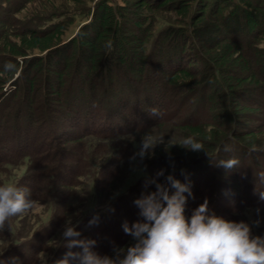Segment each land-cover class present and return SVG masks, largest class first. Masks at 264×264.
<instances>
[{"label":"trees","instance_id":"trees-1","mask_svg":"<svg viewBox=\"0 0 264 264\" xmlns=\"http://www.w3.org/2000/svg\"><path fill=\"white\" fill-rule=\"evenodd\" d=\"M13 1L17 3L15 7H10L11 4L10 6L4 5V2L10 3L11 0H0V7L4 15L0 19V27L8 24L11 14L20 11L28 2V0ZM242 1L127 0L128 3L123 6L119 4L114 6L109 4V0H99L93 9L91 20L79 28L72 41L61 42L59 43L61 45L49 51L45 50L42 55L30 58L20 59L19 56H15V58L7 60L3 56L1 57L0 64H3L4 67L0 68V75H12L18 68L22 71L17 79L18 82L12 85L10 93L11 97L18 99L19 104L23 105L24 103L26 107H29L27 116L24 117L26 125L31 123L33 126H39L41 123L47 124L52 121L55 122L52 128L57 132L64 124L56 125L55 119L69 102L78 103V106L73 109L76 114H66L67 118L70 117L73 122H76L77 119L78 123L84 119V115L91 113V119L81 122L82 135L77 136L79 134L75 133L64 141L65 144H59L55 140L47 138L48 145L46 142L45 145L39 143L38 152L34 155L29 154L28 170L31 172L28 177L31 174V180L34 179L33 189L35 188L33 194H31L32 189L30 190L29 200L47 201L54 207L51 222L47 226L39 227L35 232L36 235L46 234L55 228V219L59 212L56 204L61 210L63 209V212L70 211L69 206H73L74 203L69 202L71 205L62 204L65 202L63 198L66 194L69 196V194H73L71 192L78 191V188L82 186L79 178L90 177L96 182L104 180L106 172L103 170L109 169L107 175L113 173L114 176L111 180L113 181L119 175L124 176L139 166L143 176L135 185L140 190L138 196L132 200L131 193L135 188L133 186L120 197L119 205H128L129 207L126 208L127 214H125L128 218L123 215H120L122 218H114L113 211L116 210L114 205L117 203V199L110 202L105 208L90 211L83 218L86 221L85 224L93 220L101 221L100 225L96 224L92 231L103 236L101 243L104 247L109 244L111 250H114L124 246L128 237H133L145 226L157 227L160 225L159 242L153 245V253L156 258L144 255L139 264H217L219 260V264H228L231 261H235L236 264H255L252 256L242 252L240 247L231 244L227 235L226 237L223 234L217 235L215 228L223 229L224 227L225 229L227 225L222 221V218L217 216L219 214L217 209L214 212L215 203L211 202L214 198L210 197V194L205 195V201L202 202L201 199L196 202L188 213L183 210L185 208L183 202L178 201L175 204L176 199L172 202L169 198L168 185L182 184L177 188L180 192L187 179L184 182L182 180L190 171L188 164L194 168L199 164V161L184 158L183 163L186 161L189 163L177 167L172 164L167 166L165 160L159 158L160 156L150 155L152 152L150 146H145L134 139L141 132V128L122 132L124 127L120 126V124H127L128 116L134 117V114L137 116L134 111H137L140 102H143L141 97L143 100H153L154 105L152 103L153 107H151L153 109L156 104L157 107L162 106V92H170L173 98H177L184 88L185 93L191 90L192 95H201L198 100H206L205 102L209 103V96L206 94L208 91H215L219 88L226 96L225 105H227L230 124L215 136L207 134L210 138L209 146L205 152H201V156H206L204 164L228 166L227 169L233 172L240 164L228 154L229 149L238 150L243 147L239 145L241 144L239 141L251 142L253 138L257 150L253 151L251 160L258 161L260 166L262 163V167H264V125L251 127L252 122L259 120L256 116L246 112L236 115L230 108L231 95L235 105L236 102L244 105L257 103V106L264 107V63L261 62L255 67L254 72L249 71L250 67L247 70L246 66H242L240 69H245L246 74L241 75L243 77L240 80L238 76L227 75L232 71L233 74L239 73V69L232 62V71L227 72V65L223 66L218 61V51L223 43L229 44L233 51H238L242 47L239 55H243L247 60L264 53V49H261L259 44L263 40L261 36L264 35V0H246V4H243ZM226 8L228 9L224 13L223 10ZM132 9L135 10V13L141 11L140 15L138 14L139 17L133 19L131 11H129ZM160 13H175L177 17L181 18V27L168 26L152 35L153 23L151 21ZM144 19L147 20L145 23H143ZM42 22V20L36 19L28 23L30 26L26 33H29L30 39L33 41L42 40L47 34L54 31H47L49 27L43 26ZM250 24L255 25L254 31ZM150 27H152L151 30ZM242 39L244 40L242 41ZM123 40H126L132 49L134 47L135 54H132L136 57L133 60L134 64H129L124 58ZM157 40L160 42L155 45ZM131 43H134V46H131ZM155 47L158 49L155 50ZM189 47L191 50H188ZM72 49H75V53L71 56ZM164 49L166 53L161 54ZM23 53L30 55L32 52L25 50ZM192 53L196 54V57L190 59L187 67H183V64L181 66L183 60H188ZM160 54L164 56L167 63V80L163 82L159 81L158 75H156L157 65L153 62V66H151V63L148 65L146 62L148 57L154 58ZM195 63L201 64V68L195 69L196 71L192 69ZM130 66L140 67L145 73L133 76ZM149 68L150 73L147 74L145 69ZM76 80H80L82 86L74 87L73 82ZM5 82L6 80L0 79V114L5 113L1 104L2 100L6 99L5 93H9V89L5 90ZM84 87L88 92L84 90ZM185 100L186 98L183 96L179 100L171 102L174 106L178 105L179 107L169 112L166 120L173 121L179 116ZM242 104L240 105L242 106ZM104 107L106 114L102 110ZM195 109L182 121L187 129L190 128L196 132L200 130L199 126L202 123L201 119L196 117L198 113L196 115ZM145 110L147 112L148 107ZM6 116L9 117V113ZM92 117L98 118L97 120L100 119V121L96 120L95 122ZM14 124V128H16L18 123ZM84 139L88 140L82 142L85 141ZM108 140L112 143L106 144ZM44 147L47 149L45 150ZM104 153L110 154L107 163L104 161L101 163L105 159L102 156ZM193 153L195 154V152ZM10 159V157L5 161L0 159V175L6 172L3 169L12 165ZM109 162H112L113 165L108 166ZM245 164L244 160L241 166H245ZM227 169L226 171H228ZM71 172L77 173L79 178L68 180ZM197 172V168L193 170V173ZM255 174L257 181L255 195L259 201L258 205L264 211V171L259 174L255 172ZM241 179L240 177L239 182L231 189L229 188L230 190L228 187L226 189L235 195H240L243 186ZM20 181L21 179L12 185L8 196H5L6 198L3 197L9 208L12 205L13 209L15 208V205L11 203V197L15 196V191L18 187L20 188ZM215 182H219V177H216ZM224 183L227 184L226 181ZM50 185L53 187L52 190L55 189L54 193L45 192L44 188ZM85 196L77 201L79 203L77 211L74 206L71 209L75 214L79 213L81 205L85 203L86 200L83 199ZM70 198L72 199L73 196ZM215 199L217 201L218 197ZM238 199L235 201L236 204L246 205L245 208L250 206L251 198L242 200L238 197ZM228 202L230 201L227 200L229 205ZM175 206L179 207L176 209ZM160 213L163 216L162 223L156 221ZM18 215L15 208L13 216ZM64 215L65 213L62 217H65ZM14 217L11 214L5 218L6 223L12 228ZM124 219L127 220V231L124 234L119 231L113 232L114 227L120 228L124 224ZM84 221L81 222L84 224ZM169 227L174 229L166 231L165 229ZM242 227L244 237H251L248 220H243ZM76 233L74 231V234H70L72 240L82 235L81 232ZM225 233L227 234L228 231L226 230ZM173 235L176 239L170 243ZM0 236H2L1 230ZM15 237H18L17 232ZM66 238L68 239V236ZM66 238L60 245L63 243L65 245ZM34 242L33 240L32 243ZM83 245L85 246V244ZM90 252L89 248L85 247L80 253L84 263L95 264L107 257V252H103L101 259L93 260L89 257Z\"/></svg>","mask_w":264,"mask_h":264},{"label":"rangeland","instance_id":"rangeland-1","mask_svg":"<svg viewBox=\"0 0 264 264\" xmlns=\"http://www.w3.org/2000/svg\"><path fill=\"white\" fill-rule=\"evenodd\" d=\"M98 1L99 0H28L20 11L11 14L8 24L0 27V59L2 56L7 60L9 58H15V56H19L20 59L30 58L36 55H42L45 50L49 51L50 49L61 45L59 44L61 42L66 43L70 42V40L72 41L79 28L91 20L93 9ZM127 3V0H109V4L114 6L117 4L123 6ZM242 3L246 4L247 2L246 0H243ZM4 5L15 7L17 3L11 0L10 3L4 2ZM1 9L2 8L0 7V19L4 17ZM227 9L228 8L223 10V12L225 13ZM129 11H131L130 14L133 19L139 17L141 12L138 11L135 13V10L133 9ZM7 14L5 15L6 17ZM156 16L157 17L151 21V23H153V30H151L152 27L149 28L152 31V35L157 34L160 30L168 26L181 27V18L177 17L175 13H160ZM36 19L42 20L43 26L49 27L47 31L54 30L53 32L47 34L44 39L37 42L30 39L29 33H26V30H29L28 26H30L28 23L31 20ZM146 21L147 20L144 19L143 23ZM250 26L252 29L255 27L253 24H250ZM254 30L255 28L253 31ZM12 32L14 33L13 35ZM261 37H263V40H261V43L259 44L261 49H264V35ZM150 39L151 37L149 40ZM243 40L244 39H242V41ZM157 41L158 42H156L155 45L160 42V40ZM123 45L122 49L124 52V58L129 64H134L133 60L136 58L132 55L135 54L134 47L132 49L126 40H123ZM131 46H134V43H131ZM154 49L157 50L158 47H155ZM25 50L32 53L30 55H24L23 52ZM74 50L75 49H72V52L70 53L71 56L75 53ZM188 50H191V48L189 47ZM240 50H242V47ZM240 50L233 51L229 44L223 43L220 45V49L218 51V61L222 63L223 66L227 65V72L232 71V62L234 66L239 69V73L233 74L232 71V73L230 72L227 75L233 77L238 76L241 80L243 77L241 75H245L246 70L240 68H242V66H246V69L249 70L250 67L249 71L254 72L255 67L260 65L261 62L264 63V53L259 54L256 58L254 57L247 60L243 55H239ZM165 53L166 50L164 49L161 54ZM161 54L154 58L148 57L146 62L148 65L151 63V66H153V62L157 65L156 68L158 71L156 72V75H158L159 81L163 82L167 80V63L165 62L164 56ZM195 55L196 54L192 53L188 60H183L181 66L183 64V67H187L190 59L195 58ZM0 66V68L4 67L3 64H0ZM130 67L132 69L133 76L135 74L140 75L143 72L145 73V71H143L140 67ZM198 68H201L200 63L193 64V70ZM145 70H147V74L150 73V68ZM20 74H22V71L18 68L12 75H0V79L6 80L5 90L9 89V93L10 89L12 90L13 88L12 85L18 82L17 79ZM230 76L229 78H231ZM73 86H82V82L80 80H76L73 82ZM183 89L184 88H182L181 91L182 93L177 95V98H173L171 93L166 92L164 89L165 92L161 93V95L163 94L161 97L162 106L157 107L156 104L153 109L151 107H153L154 101H148L147 99L143 100V97H141V101L143 102H140L137 111H134L137 116L134 114V117H131V115L128 116L127 114V124L121 125L119 123L121 127H124L122 132H129L131 130L141 128V132L138 136H135L134 139L145 146H150V149H152L150 155L160 156L159 158L161 160H165V164L167 166H169V164H172L175 167L180 166L181 164L183 165L188 162L186 161L183 163L182 160L184 158L198 160L199 164L194 168L188 164L190 171L184 177L185 179L182 180V182H184V180L187 179L183 183L180 192L177 188L181 187L182 184L168 185L169 188L167 190L169 191V198L172 202L176 199L175 204H177L178 201L183 202L185 205L183 210L185 213H188L189 209H191L196 202L199 200L201 201V199L202 202L205 201V195L210 194V197L214 198V200L211 201L215 203L214 212H216L217 209L219 213L217 216L220 219L222 218V221L225 225H227V228L225 229L228 233H225L226 230L224 227L223 229L215 228L218 233L217 235L223 234L225 237L227 235L231 244L236 247H240L242 252L244 251L252 256L255 260V264H264V211L258 205L259 201L255 195L257 192L255 172H258V174L263 172L264 167H262V163L260 166L258 161L251 160L253 151L257 150L253 141L254 139L252 138L251 142H247V140L239 141L241 144H238L243 147L238 150H234L233 148L229 149L230 152H228V154L231 155L232 158L234 157L240 164L233 172L227 169L228 166L223 167V165L220 164L211 165V163H209V165L206 163L204 164V162H206V156H201V152H205L209 146L208 142L210 138L207 134L210 133L215 136L219 134L226 125L228 126L230 124L227 105H225L227 101L226 96L222 94V91L219 88L215 91H208L206 94L209 96L208 103L205 102L206 100H198V97L201 96L200 94L192 95L191 90L185 93L186 91ZM84 90L87 91V88L84 87ZM9 93H5L6 99L2 100L1 104L3 105L1 108L4 109L5 113L2 112L0 114V159L5 161L8 157H10V161L12 163V165L3 169L6 172L1 173L0 175V230L2 232V236H0V238L2 237L0 239V264H92L84 263L85 261L82 259V256H80V253L85 247L89 248L91 251L89 253V257L93 260L101 259V254L103 252H107V257L103 261L96 262L95 264H139L144 255L156 258V255L153 253V245L154 243L159 242L160 225L157 227L145 226L133 237H128L129 242L127 240L124 246L111 250V246L109 244L105 247L102 245L101 242L103 241V236L101 237L99 233L97 235L96 231H92L95 229L94 226H96V224L98 226L100 225L101 221L93 220L85 224L86 221L83 220V218H85L90 211L105 208L110 202L116 199L117 203L114 205L116 210L113 211L114 218H122L120 215L128 218L125 214H127L126 208L129 207L128 205H119L121 201L120 197L124 195L128 189L135 186L139 179L143 176L142 170L139 166H136L130 173H127L124 176L119 175V177L113 181H111L114 176L113 173L107 175V173H109L107 172L109 169L106 171L105 169L103 170V172H106L104 173L106 175V177L104 176V180L100 178L101 180L97 182L90 177L79 178L77 173L71 172L69 178L67 179L71 181L75 178L76 180L79 178V182L82 186L78 188V191L71 192L73 194H69V196L66 194L63 198L65 202L62 204L71 205L69 202H73V206L77 211V206H79L77 201L86 195L85 198H83L86 200L85 203L82 205L80 204L82 206L81 210L79 213L75 214L71 211L73 206H69V208H71L70 211L67 210V212H63V209L61 210L59 205L56 204V208H58L59 212L57 213L55 219V228L51 229L46 234H35L39 227L47 226L51 222V215L54 207L47 203V201H37L36 199L29 200L30 190L32 189L31 194L35 191V188L33 189L34 179L31 180V174L28 177L31 172V170H28L30 160L28 159L29 154L32 153L34 155V153L38 152L37 148L39 143L43 145L46 142L48 145L49 141L47 138L55 140L59 144H65L64 141H66L68 137L75 135V133L79 134L77 136L82 135L83 131L81 132V122L89 120L91 113L84 115V119L78 123L77 119L76 122H73L70 117L67 118L66 114H76L73 109L78 106V103L74 104V102H69V104H66V107L63 108V111L58 114L57 119H55L56 125L61 123L64 124V126L57 132H55L52 128L55 122H52L51 120V125H49L50 123H41L39 126H33L31 123L30 125H26L24 123V117L27 116L29 107H26L24 103L23 105L22 103L19 104V102H17L18 99L11 97V93L10 95ZM183 96L186 100L179 116L173 121L166 120L168 113L179 107L178 105L174 106L171 102L179 100V98ZM233 100V96L231 95L230 108L236 115L246 112L252 116H256L259 120L251 123V127L253 128L264 125V107L261 108V106H257V103L253 105L252 103L250 105L248 103L245 105L240 103L242 104L241 106L236 102L235 105ZM196 105L199 106L196 107ZM147 107L149 110L146 112L145 109ZM194 108H196V115L198 113L196 117L201 119L200 122L202 123V125L199 126L200 130L196 132L190 128L187 129L182 121L193 112ZM123 109L126 110V108ZM102 110L105 112L106 108L104 107ZM124 110L123 112L125 113ZM7 113H9V117L6 116ZM104 114H106V112ZM100 116L102 115L100 114ZM116 118L119 120L118 117ZM92 119L96 122L98 118L92 117ZM190 119L194 120L192 118ZM98 121H100V119L97 120V122ZM16 122L18 124L17 127L14 128V123ZM84 140L85 141L82 142H86L88 139ZM110 143H112L110 140L106 142V144ZM44 149L46 150L47 147H44ZM193 152H195V154ZM109 155L110 154L107 155L105 153L102 154L105 159L102 160L101 163H107ZM244 160L246 161V164L245 166H241ZM112 165L113 163L109 162L108 166ZM196 168L198 169V172L195 174L193 173V170ZM226 169L228 171H226ZM216 177H219V182L217 183L215 182ZM240 177L242 178L241 181H243L242 191L240 195H235L229 190L235 186L237 182H239ZM230 178L233 181H229L231 180ZM20 179V188L18 187L15 191L16 195L11 197V203L15 205L14 207L19 214L14 217L13 212L15 211V208L13 209V205L9 208L8 203L5 202L3 197L6 195L8 196V192L12 188V185ZM225 181L227 184L224 183ZM67 187L70 188L71 186ZM227 187L230 189L227 190ZM45 188V192L54 193L55 191V189L52 190L53 187L51 185L46 186ZM139 192L140 190H138V187L135 186L133 192L131 193V198H133L132 200H135V197L138 196ZM70 195L73 196L72 199L74 200L70 198ZM215 197H218L217 201H215ZM238 197L242 200L251 198L250 206L245 208L246 205L242 206V204H236L235 201L239 200ZM227 200L230 201L228 202L229 205L227 204ZM216 203L218 204L216 205ZM178 207L179 206H177L176 209ZM179 211L182 212L181 210ZM63 213H65V217H62ZM11 214L12 217H14L12 221L13 228L5 221V218L9 217ZM244 219L245 221H249L251 227L250 232L252 233V236L249 238L244 237L243 234L242 223ZM81 221H84V224ZM156 221L158 223L163 222L162 213L159 214ZM126 223L127 220L125 221L124 219V224L121 223L122 226L120 228L114 227V229H112L113 232L119 231L124 234L128 228V224ZM51 227L52 226L50 225V228ZM244 228L246 229V227ZM172 229L169 227L165 230L172 231ZM74 231L77 232L76 234L81 232L82 237L77 236L74 240H72L70 238V234H74ZM16 232L18 236L17 238L15 237ZM66 236H68V239ZM64 238L67 239L65 245L64 243L60 245L62 241L64 242ZM175 239L176 237L173 235L170 243L174 242ZM33 240L35 241L34 243H32ZM83 244H85V246ZM234 262L235 261H231L228 264H236ZM219 263L220 260L217 261V264Z\"/></svg>","mask_w":264,"mask_h":264}]
</instances>
